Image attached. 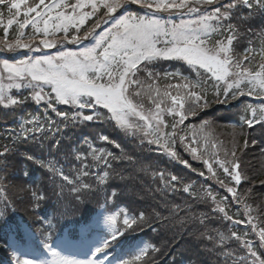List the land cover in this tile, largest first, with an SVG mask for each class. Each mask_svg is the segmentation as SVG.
Segmentation results:
<instances>
[{"label":"snow or ice","instance_id":"obj_1","mask_svg":"<svg viewBox=\"0 0 264 264\" xmlns=\"http://www.w3.org/2000/svg\"><path fill=\"white\" fill-rule=\"evenodd\" d=\"M130 4L139 5L146 12L143 15L129 12L127 6ZM214 4L220 6L208 10V6ZM21 5L25 8L23 19H14L20 17ZM4 9L7 10L9 18L3 25L4 36L0 38V48L16 52L20 49L39 50L41 46L44 49H51L59 44L62 49L54 55L26 57L15 62L8 59L0 60V105L19 109L28 100L36 104L45 102L46 111L51 109L62 118L59 122L47 118L46 124L38 116H32L31 119L21 118L20 130H9L15 132L12 137L14 144L40 143L38 137L61 134L63 128L106 121L114 123V126L133 136L140 134L141 143L145 142L144 137H152L147 143L157 146V149H163L173 160L191 168L187 160L180 158L175 145L178 141L184 142L185 148L191 154L203 160V156L198 154L199 149L193 145L197 143L196 132H203L208 122L205 121L199 130H190L192 132L190 141L187 135H179L178 131H182L179 126L184 124L188 115H196L198 109L209 106L205 99L206 82L200 79L191 81L178 71L165 72L163 74L165 78L179 77L185 81L182 87L187 90L183 96L172 95L167 91L163 93V97H170L173 105L171 108L161 109L160 103L153 97L155 110H145L141 102H134L132 99V96L142 97L143 94L144 81L138 78V73H146L148 79L159 78V73L150 70L149 65L164 61H183L195 69L198 76L200 68L211 74L209 80L213 81L212 87L217 103L226 104L229 100L242 103V97L252 96L254 93L261 94V103L258 106L245 105L242 108L240 131H234V136H245L247 135L245 127L254 129L259 126L260 141L258 142L254 136L251 140L244 139L242 144L234 141L232 150L225 153L224 159H220L219 154L213 151L212 161L204 160L207 171L213 178H217L213 169L214 163L237 187L242 181L247 180L245 168L242 166L244 161L242 155H237V150L243 154V150L248 149L250 145H264V63H260L255 71L246 67L244 61L251 63L255 59L254 55L249 56L247 53L254 50L249 48L242 57L236 56L233 54V42L239 45V38L242 35L237 25L246 24L255 15L264 19V0H230L228 3H222V0H75V2L34 0L32 4H29L28 0H0V18L4 15L2 11ZM244 9L247 10V15L242 14ZM101 10L103 13L98 16ZM118 10L122 12L116 15ZM164 14L167 15V19L164 18ZM172 16L180 17L179 22L172 20ZM92 17L97 19L81 35V28ZM234 19L237 21L236 24L232 23ZM2 23L0 19V24ZM14 23L17 25V32L15 37L9 40L8 29ZM105 25L108 26L104 27ZM28 26H31L32 33L25 39L24 29ZM97 29L102 31L98 33ZM247 32L259 36L260 58L264 60V30L257 34L248 28ZM61 33L62 36L59 35ZM215 36L221 38L214 40ZM89 38L94 43L85 44ZM68 44L78 47L73 50L65 47ZM132 85L136 86V90L130 94L129 88ZM13 89H28L30 94L17 98L11 94ZM160 95L157 90V96ZM221 95L224 97L223 100L220 99ZM186 101H190L187 109ZM58 104L72 105L76 110L71 113L58 111ZM85 109L90 110V114H85ZM101 109L107 110V114L101 112ZM165 111L174 117L171 132H162V128L167 127L163 120ZM176 116L179 117L178 120L175 119ZM134 118H138L142 123L135 122ZM233 128L235 129L236 125H233ZM98 139L115 144L107 135L101 134ZM82 142L88 145L95 161L111 167L108 157L116 159L112 153H105L103 149L93 147L88 137H82ZM52 146L58 148L60 140L57 139L55 145L49 147ZM115 146L120 147L119 144ZM261 150L264 151V147ZM11 151L13 149L4 146L3 151H0V157L6 160L8 158L6 154ZM26 158L33 159L31 156ZM76 159L83 161L86 157L77 155ZM84 167L87 168L88 165ZM0 169L6 170L3 160H0ZM51 171L53 176L59 175L63 181L69 180L61 170L53 167ZM79 174L87 176L89 173L84 171ZM160 175L163 178V173ZM199 175L204 176L205 173L200 172ZM107 178L108 172H104L100 177L101 183ZM170 181L180 182L175 175L170 177ZM217 182L236 199L237 203L242 202V197L237 195V187H230L218 178ZM261 184L264 185V181H261ZM83 187L87 189L90 185L85 184ZM166 187L176 191L175 183H170ZM191 187V184L184 185L183 191L188 192ZM0 191H3L2 187ZM250 192L251 189L248 190V193ZM111 195L115 197V191ZM204 195L216 204L215 211L223 213L225 219H232L225 209L220 207V203H217L215 195L210 190H205ZM39 199L41 198L37 197V200ZM226 202L227 198L221 201ZM244 206L246 209L249 208L248 205ZM3 207L6 208L7 205ZM118 216L123 217L122 221L118 222ZM156 217L158 218L159 214H156ZM2 218L3 212L0 211V222H3ZM251 220L249 215L248 222L251 223ZM105 224L110 228V237L96 246L86 260L61 257L54 244H45L44 247L52 253L53 260L21 259V255L14 252L16 264H105L107 251L113 243L118 242L126 232H135L146 225L151 226V218L142 212L135 216L128 213L111 214L106 216ZM258 235L264 246V227L258 229ZM232 236L241 240L235 232ZM220 239L223 241L225 237L221 235ZM150 247L154 252L160 251L152 246L138 247L133 260H144ZM242 247L245 254L236 258L234 264H264V256L256 251L251 241L243 240ZM118 264L133 262L123 260ZM144 264L149 262L144 260Z\"/></svg>","mask_w":264,"mask_h":264},{"label":"trees","instance_id":"obj_2","mask_svg":"<svg viewBox=\"0 0 264 264\" xmlns=\"http://www.w3.org/2000/svg\"><path fill=\"white\" fill-rule=\"evenodd\" d=\"M15 37L12 36V39ZM221 38V37H220ZM219 38V39H220ZM216 39V38H215ZM245 41V40H244ZM235 46V44H233ZM248 49V48H246ZM261 49V43H260ZM260 49L258 51V59L260 63H264V60L260 58ZM237 54L239 55V48H237ZM249 63L253 69L257 70L258 65L260 63ZM244 65L247 63L243 62ZM209 74L202 81L206 82L207 92L206 99L209 102V109L203 113L211 112L214 114L216 120H220L224 123L223 131H216L217 143L213 148L215 152L220 153V156H225L226 152H230L233 148L234 141L243 143L244 139L251 140L254 136L255 139L260 141V134L257 132L256 127L254 129H249L245 127L244 131L247 135L245 136H234V131H240L239 128V120L243 113L239 114L235 110H228L221 114L219 111L221 109V103H217L215 90L212 87L213 82L209 80ZM221 100L224 97L221 95ZM228 104H223V106H227ZM36 103L29 100L22 107L24 112L18 116L19 119H27L30 117L34 111ZM256 103L253 107H256ZM18 108H14L17 110ZM213 117V118H214ZM224 119V120H223ZM216 124L212 121L208 122V125ZM217 125V124H216ZM233 125H236V128H233ZM261 133V130H260ZM262 147L264 145L252 146L250 145L248 149L243 150V154L240 150H237V155L241 156L244 161L242 165L245 168V175L247 177L246 181H243L241 185L240 191L248 193V190L251 189V192L242 196V193L239 191L237 195L241 194L242 204L234 205L229 207L228 216L231 217V220L223 218L217 224L213 226H206V223L211 220L213 217L208 214V212H202L200 215L196 213H190L191 209H196V207L191 206L189 204H185L186 201V192L180 194L181 198H184L182 201H179L176 205L169 204V206H164L162 204H158L156 208L159 210V217H156L155 208L150 207V205H141L144 214L148 215L151 218V226H144L142 229H138L137 231H129L126 232L133 240L142 239L148 237L151 233H161L159 235L163 240H167L169 242H161L158 249L159 252H154L151 250L149 255H146L144 260L148 261L149 264H234V260L245 254V251L242 247L243 240H249L253 243L256 251L264 256V246H262L261 241L259 240L258 229L260 227H264V185L261 184V181H264V151H262ZM142 157V153L140 150H134L133 153L128 157V166L127 173H130L140 167V160ZM202 167L205 168V163H201ZM181 167V166H180ZM217 168V166H216ZM126 170V168H124ZM138 170L135 171L137 173ZM134 173V174H135ZM217 178L219 180H223V172L221 169L217 168ZM141 177L139 175H134L130 178L129 186L123 185L122 187L128 188V194H131V189L136 196V200L141 204L145 201V194L139 188L138 183L140 182ZM197 180H189L185 182V185L191 184L192 187L189 189L190 193L196 196V199L201 204H206L211 201L210 198L204 195V193L199 192V188L205 190H209V188L213 185V181L210 179H206L203 181L200 187L197 184L193 183V181ZM224 183L228 186L231 185V181L228 178H225ZM58 182L61 186H66L68 181H63L61 177H58ZM218 184V182H217ZM218 189L219 198H223V188L220 185H216ZM184 188V187H183ZM51 197L44 199L45 208L47 210L49 200ZM229 198V197H228ZM230 199V198H229ZM234 198H231V201ZM42 200V199H41ZM32 200L28 198V202L30 203ZM53 203L58 205L59 202L54 200ZM244 205H248L249 208H245ZM213 210L211 207L210 211ZM167 211L162 217L161 214ZM209 211V212H210ZM48 216L50 219H55L56 216L50 212H48ZM217 215V214H216ZM251 216V223L248 222V217ZM260 221H258L257 217ZM234 221H243V223H233ZM255 226V227H254ZM235 232L237 236L241 237V240H237L232 236V233ZM221 235L225 237L227 242L229 243L228 251L226 252H218L219 254L207 255V253L201 251L206 246L210 248H214L217 245V242L220 239ZM211 237V239H209ZM192 243L193 246H190ZM156 244H152L150 246L155 247ZM188 245V247H187ZM200 247L201 249L198 250ZM189 253L187 252L188 250ZM144 260L140 261V264H144ZM131 262V261H130Z\"/></svg>","mask_w":264,"mask_h":264},{"label":"rangeland","instance_id":"obj_3","mask_svg":"<svg viewBox=\"0 0 264 264\" xmlns=\"http://www.w3.org/2000/svg\"><path fill=\"white\" fill-rule=\"evenodd\" d=\"M256 217H257V216H256ZM257 219H258V221H260L258 217H257ZM86 259H88V258H85V259H79V260H86Z\"/></svg>","mask_w":264,"mask_h":264},{"label":"bare ground","instance_id":"obj_4","mask_svg":"<svg viewBox=\"0 0 264 264\" xmlns=\"http://www.w3.org/2000/svg\"><path fill=\"white\" fill-rule=\"evenodd\" d=\"M126 190H127V192H128V188H127ZM131 192H132V189H131Z\"/></svg>","mask_w":264,"mask_h":264}]
</instances>
